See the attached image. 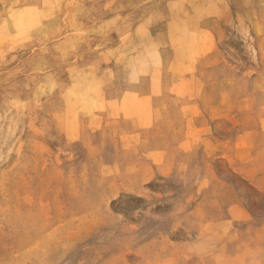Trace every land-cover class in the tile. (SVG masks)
<instances>
[{
    "label": "rangeland",
    "instance_id": "1",
    "mask_svg": "<svg viewBox=\"0 0 264 264\" xmlns=\"http://www.w3.org/2000/svg\"><path fill=\"white\" fill-rule=\"evenodd\" d=\"M0 264H264V0H0Z\"/></svg>",
    "mask_w": 264,
    "mask_h": 264
},
{
    "label": "bare ground",
    "instance_id": "2",
    "mask_svg": "<svg viewBox=\"0 0 264 264\" xmlns=\"http://www.w3.org/2000/svg\"><path fill=\"white\" fill-rule=\"evenodd\" d=\"M76 2V1H75ZM32 14V13H31ZM74 14V13H73ZM31 16V15H30ZM73 17V16H72ZM77 17V16H76ZM22 27V26H21ZM142 52V51H141ZM66 55V54H65Z\"/></svg>",
    "mask_w": 264,
    "mask_h": 264
}]
</instances>
